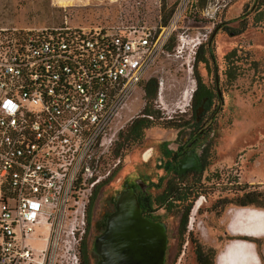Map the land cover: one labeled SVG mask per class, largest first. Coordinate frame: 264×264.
<instances>
[{"label": "built area", "instance_id": "2783aa9c", "mask_svg": "<svg viewBox=\"0 0 264 264\" xmlns=\"http://www.w3.org/2000/svg\"><path fill=\"white\" fill-rule=\"evenodd\" d=\"M191 1L154 26L120 14L110 27L66 16L55 27H0V264H80L94 191L120 165L105 160L149 80L166 109L160 60H180L187 83L175 105L190 103L202 39L178 23Z\"/></svg>", "mask_w": 264, "mask_h": 264}, {"label": "rangeland", "instance_id": "374dc122", "mask_svg": "<svg viewBox=\"0 0 264 264\" xmlns=\"http://www.w3.org/2000/svg\"><path fill=\"white\" fill-rule=\"evenodd\" d=\"M181 1L0 0V27H55L63 22L65 16L73 26L110 27L116 25L120 14L125 17V24L137 25L143 21L154 26L158 23V15L161 16V22L167 21ZM133 2H143V8L137 10ZM192 2L194 5L188 7L187 18L181 20L178 27L179 31L186 32L190 38L204 39L205 35L214 34L209 49L216 67L210 64L207 74L203 64H195L193 61L192 79L196 70L207 83L213 82L215 75L218 76L222 95V101L217 102L220 106L217 120L220 146L209 168L210 180L203 183L205 190L196 197L198 199L203 196V205L194 216L190 229L185 228V233L180 235L172 220H167L169 230L165 264H196L197 246L211 250V264H237L238 257L244 251L236 250L231 256H224L217 262L219 254L235 239L253 242V247L246 250L247 257L243 259L245 264H264V236H234L229 232V226L235 220L233 212L240 209H253L263 214H260L261 218H256L248 212H238L235 214L237 224L256 222L264 225V0ZM232 50H235V62L231 67L236 73V80L226 83L223 74L227 62L224 56ZM204 55L209 57L207 52ZM180 63L176 59L160 60L159 68L165 71L163 93L166 109H157L155 99L149 101L154 116L150 120L153 127L145 131V142L148 144L168 139L170 132L165 122L187 109H179L175 105L187 83V76L181 70ZM133 104L132 112L124 117V128L119 131L116 139L124 143L123 156L133 146L124 140L126 129L130 121L135 120L134 117L146 114L142 110L148 103L144 98ZM172 110H176V113H172ZM144 147L146 144L131 150L124 158V163L131 158L132 153L139 155ZM112 160L111 154L105 161ZM118 175L117 171L114 179ZM115 188L116 185L107 184L101 189L93 205L92 226L100 221L101 212L111 204ZM244 200L252 204L247 207L237 205Z\"/></svg>", "mask_w": 264, "mask_h": 264}, {"label": "flooded vegetation", "instance_id": "af4514ba", "mask_svg": "<svg viewBox=\"0 0 264 264\" xmlns=\"http://www.w3.org/2000/svg\"><path fill=\"white\" fill-rule=\"evenodd\" d=\"M213 35L207 37L205 35L197 47L194 57V63L203 64L207 74H209L210 64L214 68L216 67L214 56L209 49ZM205 52L209 54L208 58L204 55ZM234 57L235 50L224 56L227 62V68L223 74L226 83L236 80V73L231 67V64L235 62ZM193 75L194 91L187 109L165 122L166 128L170 132L169 138L157 144H151V142L148 144L145 142V131L153 127L150 126L143 130L139 139L131 142L132 151L138 147L142 148L146 144L140 154L135 155L134 153L133 155L132 153L126 163H124V158L132 151L130 150L127 155L123 156L122 154L120 157L119 167L105 184L116 185L114 199L101 212L100 221L93 226L91 224L93 206H90L89 227L87 225L85 235L88 247L92 241L91 233L94 238L105 230L106 219L115 212L116 196L125 190L132 191L136 196L143 219L165 225L167 245L169 230L167 220H172V224L175 225L176 231L180 235H182L183 229H190L189 227L192 226L194 216L203 205L201 200L203 196L198 199L196 197L204 192L203 183L210 180L209 168L213 165L220 146L217 136L220 106L217 102L222 101L217 75L210 83L205 82L197 70ZM137 118L139 117H135V119ZM148 165L149 167H147ZM117 171L119 175L114 179ZM246 202L251 201L244 200L237 205L240 206Z\"/></svg>", "mask_w": 264, "mask_h": 264}, {"label": "water", "instance_id": "95a60500", "mask_svg": "<svg viewBox=\"0 0 264 264\" xmlns=\"http://www.w3.org/2000/svg\"><path fill=\"white\" fill-rule=\"evenodd\" d=\"M114 204L105 230L88 247L92 264H165V225L143 219L130 190L117 195Z\"/></svg>", "mask_w": 264, "mask_h": 264}, {"label": "trees", "instance_id": "16d2710c", "mask_svg": "<svg viewBox=\"0 0 264 264\" xmlns=\"http://www.w3.org/2000/svg\"><path fill=\"white\" fill-rule=\"evenodd\" d=\"M193 5H194V2L191 1L190 7H193ZM144 89H145V97L144 98H146L148 104H147L146 108H144L143 111H144V113H147L148 115H153V111L151 110V108L149 106V101L154 99L155 94H156V82H155V80H153V79L149 80L146 83ZM151 125H152V121L148 120L147 118L139 117V118L135 119L132 122V124H130L127 127L124 140L127 142V144L134 142L135 140H137L141 137L143 130L146 128H149ZM123 144L124 143H122V142L119 143V139L115 142L114 147L112 149V153H111L113 156V159L120 158L122 156ZM105 184H106V182L104 184L98 186L96 188V190L94 191V195H93V198L91 200L92 206L94 205L96 198L98 197L99 193L101 192V189L105 186ZM250 204H252V202H249V203L246 202V203L240 204V206H247ZM89 213H90V209H89ZM89 213H88V217H87L88 227H89V220H90V214ZM184 226H185V222H184ZM184 233H185V229H183L181 231V234H184ZM86 239H87V236L84 237L83 242L81 243V246H80V264H90L89 255H88L89 251H88ZM247 241H249V240H247ZM249 242H251V241H249ZM251 243H253V242H251ZM212 256L213 255L211 254L210 249H204L201 246L196 247V250H195L196 264H211L212 263Z\"/></svg>", "mask_w": 264, "mask_h": 264}, {"label": "bare ground", "instance_id": "6f19581e", "mask_svg": "<svg viewBox=\"0 0 264 264\" xmlns=\"http://www.w3.org/2000/svg\"><path fill=\"white\" fill-rule=\"evenodd\" d=\"M248 210V209H247ZM245 212V211H244ZM247 214H252L253 216H256V218H261L260 214H263V212H259L256 210L251 209L250 211H247ZM233 218L235 219L233 223L230 224L229 232L234 236H245V237H252V238H260L264 236V227L263 225L259 223H244V224H237L236 219L237 215L233 212ZM238 221V220H237ZM249 222V221H248ZM252 248L253 244L245 239L241 240H233L228 246L225 247L223 252H221L218 256L217 262H220V259L224 256H231L233 252L236 250L244 251L242 256L238 257L237 264H245L243 259H246V250L248 248ZM228 259V258H227ZM229 260V259H228ZM231 260V258H230ZM228 262V261H227ZM229 264V263H228ZM231 264V263H230Z\"/></svg>", "mask_w": 264, "mask_h": 264}, {"label": "crops", "instance_id": "0c3cea01", "mask_svg": "<svg viewBox=\"0 0 264 264\" xmlns=\"http://www.w3.org/2000/svg\"><path fill=\"white\" fill-rule=\"evenodd\" d=\"M250 210H251V209H248V210H247V209H240V210H238V211H234V214H236V213H238V212H242V211H243V212H244V211L247 212V211H250ZM253 223H255V222H253ZM261 225H263V224H261ZM263 227H264V225H263Z\"/></svg>", "mask_w": 264, "mask_h": 264}]
</instances>
